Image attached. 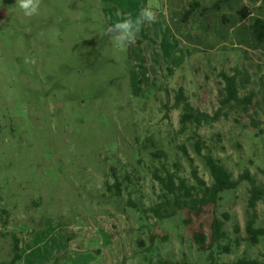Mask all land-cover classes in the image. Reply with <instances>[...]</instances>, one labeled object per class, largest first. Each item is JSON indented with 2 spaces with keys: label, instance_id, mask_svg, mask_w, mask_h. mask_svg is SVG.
Here are the masks:
<instances>
[{
  "label": "rangeland",
  "instance_id": "1",
  "mask_svg": "<svg viewBox=\"0 0 264 264\" xmlns=\"http://www.w3.org/2000/svg\"><path fill=\"white\" fill-rule=\"evenodd\" d=\"M188 6V0H40L39 14L26 18L15 10V0H3L0 213L8 211L9 229L21 240L23 259L15 264H50L61 252L68 255L59 264H144L140 253L150 245V234H156L152 244L161 257L203 262L193 233L209 235L211 207L199 215L182 210L140 232L139 213L127 199L148 205L158 188L149 175H137L146 172L140 164L147 158L136 162L133 142L142 132L166 151L184 143L208 181L191 145L193 133L179 130L181 108L173 107L174 96L181 87L195 107L212 115L222 87L217 72L235 63L252 74L248 86L258 92L252 106L244 111L228 104L198 132L215 145L234 177L247 167L264 185L258 169L264 168V59L227 40L212 48L189 41L198 28L191 18L177 23ZM142 7L153 9L155 21L141 25L135 40L119 51L106 29L117 12L136 17ZM110 166L120 179L127 173L132 180L124 181L128 188L119 196L105 185L113 182ZM246 188L241 182L215 207L217 214H229L232 240V224L240 228L238 247L215 254L219 264L264 252L263 241L251 246L244 240ZM256 210L257 225L264 226V204ZM1 224L0 219V230ZM10 244L0 236V262L9 260Z\"/></svg>",
  "mask_w": 264,
  "mask_h": 264
},
{
  "label": "trees",
  "instance_id": "2",
  "mask_svg": "<svg viewBox=\"0 0 264 264\" xmlns=\"http://www.w3.org/2000/svg\"><path fill=\"white\" fill-rule=\"evenodd\" d=\"M203 1L188 0V8L181 13L177 22L184 23L191 18L192 23L198 28V34L196 33L194 36L188 34V37H191L189 41L196 45L212 48L217 43L227 40L235 45H242L259 52L264 59V0H210L208 5H203ZM251 9L254 10L253 14ZM208 14L210 17L207 16ZM211 15L212 20L210 19ZM173 25L175 31H178L176 23ZM205 51V49L202 50L203 53ZM187 52L190 53L189 49ZM251 75L244 64L235 63L229 70L219 69L217 76L220 78L222 87L218 97L219 106L212 115L195 107L184 95L181 87L175 93L173 107L181 108L179 130L193 133L191 145L195 154L203 160L204 167L209 174L208 181L199 174L194 158L190 156L184 143L177 144L176 147L173 146L175 149L172 147L171 151H166L162 147L156 146L152 136L141 132L134 138L136 162L142 163L147 158L145 164H140L141 171L145 170L146 172L144 174L138 172L137 175L141 174L142 178L145 174L149 175L150 180L158 188L157 192H154V200L150 199L148 205L140 202L139 206L131 198L127 199L129 206L139 213L140 232L151 231L158 222L171 219L182 210L199 215L203 209L211 207L213 215L209 235H206L202 230L193 233L196 249L205 258L199 264H219L215 254H228L233 250V247H238L240 233L238 224H232V231L237 234L232 240L227 224L230 220L229 214L227 212L217 214L215 207L226 198L229 192L237 189L241 182L247 184L244 224L246 236L244 240L251 246L257 245L261 241L264 242V226L257 225L258 213L256 210L259 202L264 204V185L260 186L256 183V179L247 167L237 177H234L232 169L228 168L226 162L219 156L215 145L207 143L198 132L201 126L217 121L222 115V108L228 104L237 105L244 111L250 109L258 94L248 86ZM183 162L189 167L188 176L184 173ZM258 169L264 173V168ZM118 174L117 168L110 166L113 182L111 184L105 182L107 190L111 192L113 189L116 196L128 188L124 181L128 184L132 183L127 173L122 177L124 180L120 179ZM127 193L129 194V191ZM0 214L2 223L0 236L8 237L11 242L10 258L7 262H0V264H15L22 260L21 240L15 231L9 229L8 211L2 208ZM150 219L154 221L149 222ZM155 238L156 234H150V245L141 250L140 256L142 255L144 264H195L186 260L174 261L161 257L152 244ZM69 239L67 237V240ZM137 241L140 246L145 244L142 237ZM67 255V252L55 254L50 264H59ZM233 264H264V252L258 258L239 257Z\"/></svg>",
  "mask_w": 264,
  "mask_h": 264
},
{
  "label": "clouds",
  "instance_id": "3",
  "mask_svg": "<svg viewBox=\"0 0 264 264\" xmlns=\"http://www.w3.org/2000/svg\"><path fill=\"white\" fill-rule=\"evenodd\" d=\"M0 6H3V0H0ZM15 10L26 18H31L39 14L40 0H15ZM156 19L155 12L151 7H142L138 16H122L116 13L115 21L106 29L113 44L119 51H125L131 44L139 30L145 23H152Z\"/></svg>",
  "mask_w": 264,
  "mask_h": 264
},
{
  "label": "crops",
  "instance_id": "4",
  "mask_svg": "<svg viewBox=\"0 0 264 264\" xmlns=\"http://www.w3.org/2000/svg\"><path fill=\"white\" fill-rule=\"evenodd\" d=\"M22 259H23V256H22ZM20 262V261H19Z\"/></svg>",
  "mask_w": 264,
  "mask_h": 264
}]
</instances>
